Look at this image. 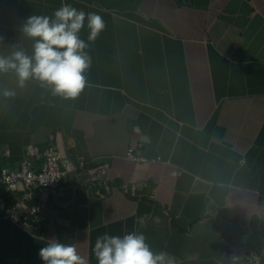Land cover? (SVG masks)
Segmentation results:
<instances>
[{"label": "crops", "instance_id": "1", "mask_svg": "<svg viewBox=\"0 0 264 264\" xmlns=\"http://www.w3.org/2000/svg\"><path fill=\"white\" fill-rule=\"evenodd\" d=\"M65 2L106 23L85 50L87 86L65 99L0 73V168L27 159L39 170L55 147L107 164V175L90 184L73 172L55 194L0 187V202L43 201L47 216L36 235L0 210V264H44L52 239L98 264L96 238L130 232L172 264H239L253 252L264 264V0ZM61 3L0 0V56L32 55L27 17L51 16ZM88 35L85 24L80 37ZM130 146L158 160L132 162Z\"/></svg>", "mask_w": 264, "mask_h": 264}, {"label": "clouds", "instance_id": "2", "mask_svg": "<svg viewBox=\"0 0 264 264\" xmlns=\"http://www.w3.org/2000/svg\"><path fill=\"white\" fill-rule=\"evenodd\" d=\"M87 25L88 41L80 37ZM101 15L85 12L62 0L51 16L31 15L23 32L34 41L32 55L18 49L11 56H0V73L12 71L19 87L30 79L47 86L53 96L75 99L87 86L85 73L91 67L86 49L105 30ZM5 97L15 95L6 89ZM94 255L98 264H172L164 252H153L143 233L130 232L122 236L102 234L96 238ZM44 264H86L74 244L58 239L49 240L39 253Z\"/></svg>", "mask_w": 264, "mask_h": 264}, {"label": "built area", "instance_id": "3", "mask_svg": "<svg viewBox=\"0 0 264 264\" xmlns=\"http://www.w3.org/2000/svg\"><path fill=\"white\" fill-rule=\"evenodd\" d=\"M125 157L136 163L155 162L158 160L139 154L134 146L128 148ZM107 169V164L91 165L83 158L74 161L64 157L55 147H50L45 152L43 166L39 170H34L31 161L27 159L22 161L19 168L1 167L0 187L4 186L11 193H14L18 185L22 183L30 191L34 187L38 189L48 188L55 194L62 186L70 182V175L73 172L86 173L87 182L95 184L106 178ZM45 208L46 203L43 201L28 206L22 198H17L9 206L6 202H0L2 217L19 224L25 230H31L36 235L41 234L46 224ZM237 259L239 264H262L261 257L256 252L241 255Z\"/></svg>", "mask_w": 264, "mask_h": 264}]
</instances>
